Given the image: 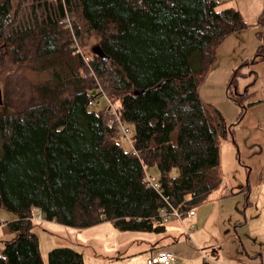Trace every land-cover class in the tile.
I'll list each match as a JSON object with an SVG mask.
<instances>
[{"label": "trees", "instance_id": "obj_1", "mask_svg": "<svg viewBox=\"0 0 264 264\" xmlns=\"http://www.w3.org/2000/svg\"><path fill=\"white\" fill-rule=\"evenodd\" d=\"M223 2L0 0V209L15 216L0 264H44L32 206L46 221L76 229L110 222L121 231L161 233L165 198L183 218L221 185L220 146L231 131L199 87L222 40L247 26L236 10H219ZM69 15L74 33L63 27ZM259 24L256 58L264 57V16ZM86 32L98 35L108 57L93 54L89 62L133 128L130 151L107 125V110L89 109L101 94L92 92L93 75L81 73L87 65L75 39ZM149 166L158 169L160 193L145 181ZM47 256L48 264H84L68 246Z\"/></svg>", "mask_w": 264, "mask_h": 264}, {"label": "rangeland", "instance_id": "obj_2", "mask_svg": "<svg viewBox=\"0 0 264 264\" xmlns=\"http://www.w3.org/2000/svg\"><path fill=\"white\" fill-rule=\"evenodd\" d=\"M17 1L14 0L15 3ZM55 1L48 0V2L52 3H55ZM66 18V24L63 27L69 28L74 33L72 16L69 15ZM75 41L78 50L83 53L84 57L87 56L89 60L92 58L93 48L99 45V37L93 32H86L82 35V38H76ZM190 59L193 69L196 70L198 68V63L195 61L196 53H193ZM218 60L219 62L216 64L213 61L209 73H207L206 78L199 87V94L204 102L215 107L221 114L223 113L225 122L229 127L232 124L229 120L231 114L225 104L238 107V102L242 99L235 91L236 82L229 87L231 77L225 80L224 83L225 74L223 70L225 69V60L221 58ZM212 68L214 70L210 73ZM87 71L89 75H92L88 68L81 73L86 77ZM25 72L30 78H37L35 73L28 69ZM40 74L42 78L46 77V74ZM93 78L96 87L100 86L103 89L99 78L95 77V75H93ZM3 92L4 75L0 73V94L2 95ZM105 95L107 96V93ZM105 95L101 94L97 98V102L89 106V109L96 113L106 111L109 107V101ZM132 132L133 128H131V136ZM117 141L125 151L132 149L131 144L126 142L120 133ZM223 155L224 152H221V175L224 179L231 178L230 167L226 164L225 156L223 157ZM145 172L151 179L158 180L159 172L156 166L146 167ZM176 174L177 169L172 168L171 175L175 176ZM214 192L211 193V196L214 195ZM204 206L205 204L203 203L195 206L193 208L194 216H187L181 219L174 214H168L163 220L165 231L161 233L121 231L110 222H103L87 229H76L46 220L34 223L32 230L38 238L40 253L45 264H48L47 255L51 249L64 246L81 252L84 264H145L143 258L145 254L161 249H169V252L174 253L178 257V261L172 264H204V262L208 264H228L227 255L230 253V241L233 240V225L229 224L228 217L217 214V209L213 210V213L206 218H202L203 212H209L207 208L204 209ZM13 217L11 212L0 209V228L10 232L12 235L4 238L0 234V250L3 247V241L14 237V233L12 234L6 225V222ZM221 248L224 253L219 254Z\"/></svg>", "mask_w": 264, "mask_h": 264}, {"label": "crops", "instance_id": "obj_3", "mask_svg": "<svg viewBox=\"0 0 264 264\" xmlns=\"http://www.w3.org/2000/svg\"><path fill=\"white\" fill-rule=\"evenodd\" d=\"M226 8L239 12L247 26L222 40L214 63H218L219 58L225 60L224 83L239 69L235 91L242 100L238 107L225 104L232 124L228 127L231 131L228 139L223 140L220 146V167L221 152H224L231 178L222 177L223 181L214 190V195L210 194L203 203L209 212H203L202 218L217 209V214L228 217L229 224L233 225L228 264H264V57L256 58L261 44L259 34L263 31L259 20L264 16V0H225L218 6L219 10ZM241 111L243 115L238 118ZM0 230L4 238L12 236L3 228ZM161 251L169 252V249L152 251L143 258L146 260ZM222 253L221 248L219 254Z\"/></svg>", "mask_w": 264, "mask_h": 264}, {"label": "built area", "instance_id": "obj_4", "mask_svg": "<svg viewBox=\"0 0 264 264\" xmlns=\"http://www.w3.org/2000/svg\"><path fill=\"white\" fill-rule=\"evenodd\" d=\"M83 61L85 65H87V68L90 70V72H92V75H94V72L91 68V65H90V62L87 56L86 57L83 56ZM82 75L84 76V74ZM92 92L105 95L104 90L100 86H97L95 90ZM108 101H109V107L107 109V115H108L107 121H106L107 125L117 127L118 128L117 131H119V133L122 134V136L124 137V140L130 144L133 143V138L131 136V128L128 124H126L125 122L121 120V116H120L121 112H120L119 107L116 106V104H113L109 99ZM89 104L94 105L95 101H90ZM131 147H132V144H131ZM145 181L152 189L160 193L159 182H157V180L151 179L150 176H148L146 172H145ZM185 199L186 200L190 199V196L187 195ZM165 201L167 205L161 210V214L164 216H167L168 214H174L175 216L181 219V215L179 214L178 210L176 208H172L170 204L168 203V201L166 200V198H165ZM168 209H170V212L168 211ZM193 214H194L193 211H189L187 213V216H192ZM28 215H29V220L32 223H38V222L45 221L44 214H42L41 209L37 206H32L30 208V212ZM175 261H177V256L174 253L167 252V251H163V252L161 251L155 256H151L147 258L145 260V264H172V263H175Z\"/></svg>", "mask_w": 264, "mask_h": 264}, {"label": "water", "instance_id": "obj_5", "mask_svg": "<svg viewBox=\"0 0 264 264\" xmlns=\"http://www.w3.org/2000/svg\"><path fill=\"white\" fill-rule=\"evenodd\" d=\"M93 54H95L96 56H98L99 58L104 60L105 62H108V57L105 56L104 52L102 51V49L99 45L93 48ZM141 91L143 92V90L135 91V94H138Z\"/></svg>", "mask_w": 264, "mask_h": 264}]
</instances>
